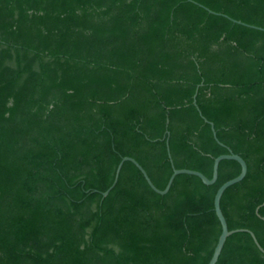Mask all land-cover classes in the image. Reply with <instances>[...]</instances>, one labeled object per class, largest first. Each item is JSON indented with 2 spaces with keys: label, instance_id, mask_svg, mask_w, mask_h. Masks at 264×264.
I'll list each match as a JSON object with an SVG mask.
<instances>
[{
  "label": "trees",
  "instance_id": "1",
  "mask_svg": "<svg viewBox=\"0 0 264 264\" xmlns=\"http://www.w3.org/2000/svg\"><path fill=\"white\" fill-rule=\"evenodd\" d=\"M264 28V0H193ZM190 0H0V264H207L220 207L264 248V31ZM213 122L218 140L210 125ZM168 119V122H166ZM164 137V138H163ZM215 264H264L250 234Z\"/></svg>",
  "mask_w": 264,
  "mask_h": 264
},
{
  "label": "water",
  "instance_id": "2",
  "mask_svg": "<svg viewBox=\"0 0 264 264\" xmlns=\"http://www.w3.org/2000/svg\"><path fill=\"white\" fill-rule=\"evenodd\" d=\"M190 1H193V0H190ZM195 2V1H193ZM197 3L198 5H200L201 7H204L207 11H209L210 13H213V14H217V15H223L225 17H228L226 14H223V13H220V12H215L209 8H207L206 6L198 3V2H195ZM230 18V17H228ZM233 22L235 23H238V24H242V25H245L247 27H251V28H255V29H258V30H262L264 31V28L263 27H259V26H255V25H252V24H247V23H244L240 20H236V19H233V18H230ZM196 93L193 95V103L194 105L197 107L198 109V112L200 114V116L203 118V120L208 123L210 125V128L212 130V134H213V137L215 138V140L217 142H219L220 144H222L217 136H216V131H215V128H214V124L212 121L208 120L203 114L202 112L200 111V109L198 108L197 104H196ZM168 122V119L167 121ZM164 138V137H163ZM168 138H169V131L166 130L165 131V140H166V147H167V152H168V157H169V160L172 164V173L171 175L169 176L168 178V181L165 185V187L163 189H159L158 187H156L154 185V183L152 182V180L150 179V177L148 176L146 170L143 168V166L133 157L131 156H122L121 157V160L119 161V163L117 164V167L115 169V174H114V179L111 183V185L101 193L102 197H105L109 191L113 188V186L116 184L117 180H118V176H119V172H120V169L122 167V164L123 162L125 161H130L131 163H133L138 169L139 171L142 173L144 179L146 180L147 184L150 186V188L152 190H154L156 193L158 194H161V195H164L166 194L170 187H171V184L175 178L176 175L178 174H189V175H194V176H197L198 178L201 179V181L206 184V185H211L213 183H215V181L217 180V176H218V166H219V162L223 159H231V160H235L239 163L240 165V172L238 173V175H236L235 177L225 181L224 183H222L218 189L216 190L215 194H214V198H213V209L215 211V214L220 222V227H221V232L218 236V239L216 241V244L214 246V249H213V252H212V255L208 261L207 264H215L218 260V257L221 253V250L223 248V245L227 239L228 236H230L231 234L233 233H236V232H246L248 234H250L254 244L256 245V247L264 254V248L260 245L259 241L257 240L254 232L248 228H244V227H241V228H235V229H229L228 228V225H227V221H226V218L221 210V207H220V199H221V196L223 194V192L225 191L226 188H228L229 186L241 181L244 176L246 175V172H247V164L245 162V160L237 153H234L231 149H229L228 153H223V154H220L218 156H216L213 160V164H212V176L209 178L207 177L205 174H203L202 172L198 171V170H195V169H189V168H176L174 167L173 165V161H172V158H171V154H170V150H169V145H168ZM264 205V202L261 203L260 205H258L256 208H255V212L257 213V215L261 218H263L262 216H260L258 210L261 206Z\"/></svg>",
  "mask_w": 264,
  "mask_h": 264
}]
</instances>
